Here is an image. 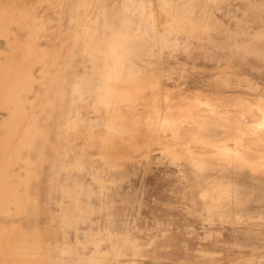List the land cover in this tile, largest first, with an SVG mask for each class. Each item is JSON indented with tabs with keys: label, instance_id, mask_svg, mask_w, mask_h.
Listing matches in <instances>:
<instances>
[{
	"label": "rangeland",
	"instance_id": "obj_1",
	"mask_svg": "<svg viewBox=\"0 0 264 264\" xmlns=\"http://www.w3.org/2000/svg\"><path fill=\"white\" fill-rule=\"evenodd\" d=\"M120 1L126 9L142 0ZM221 1L200 0L204 9L198 14L218 29L205 40L194 39L190 55L168 50L143 55L136 63L145 75L160 76L161 83L145 91L158 94L154 103L136 109L134 139L142 146H121L128 118L107 124L103 106L96 103L95 143L83 148V167L77 171L82 215L79 229L71 232L85 260L95 249L114 258L125 236L136 244L137 253L116 256V264H264V59L256 55L264 50V0ZM118 14L108 40L124 29L132 34L137 30L136 17L126 18L124 8ZM162 34L170 44L187 42L183 35ZM0 46L5 47L3 39ZM6 117L0 108V147ZM108 129L112 137L102 138ZM109 179L116 182L109 184ZM99 180L108 183L102 187ZM53 195L39 216H48L49 208L57 210L58 195ZM23 216L12 210L0 214V229L7 225L5 218ZM95 236L100 237L97 245L90 243ZM8 262L0 258V264Z\"/></svg>",
	"mask_w": 264,
	"mask_h": 264
},
{
	"label": "bare ground",
	"instance_id": "obj_2",
	"mask_svg": "<svg viewBox=\"0 0 264 264\" xmlns=\"http://www.w3.org/2000/svg\"><path fill=\"white\" fill-rule=\"evenodd\" d=\"M119 1L0 0V39L5 42L4 48L0 46V108L7 112L0 147V214L12 210L24 215L19 220L5 218L7 225L0 229V258L7 264H116V256L128 250L137 253L136 244L121 236L114 258H105L95 249L85 260L72 240L71 232L79 229L82 215L77 171L83 167V148L95 143L92 115L98 111L96 103L103 106L107 124L128 118V135L121 146H142L134 139L136 109L142 103H154L158 94L150 96L145 91L160 88L161 83L160 76L145 75L136 63L142 62L143 55L168 50L190 55L193 40H205L218 26L198 14L199 8L204 9L200 0H142L126 9ZM123 8L126 18L136 17L137 30L132 34L124 29L108 40L107 33L115 26L112 18ZM254 8L261 7L255 4ZM163 32L183 35L187 42L170 44ZM232 43L239 40L232 39ZM112 134L108 129L101 137L109 139ZM108 182L98 181L102 187ZM55 192L57 210L49 208L48 216H39ZM206 196L218 197L215 193ZM99 241L95 236L90 243Z\"/></svg>",
	"mask_w": 264,
	"mask_h": 264
},
{
	"label": "crops",
	"instance_id": "obj_3",
	"mask_svg": "<svg viewBox=\"0 0 264 264\" xmlns=\"http://www.w3.org/2000/svg\"><path fill=\"white\" fill-rule=\"evenodd\" d=\"M257 57H262L264 59V50L262 51H257L256 53Z\"/></svg>",
	"mask_w": 264,
	"mask_h": 264
},
{
	"label": "snow or ice",
	"instance_id": "obj_4",
	"mask_svg": "<svg viewBox=\"0 0 264 264\" xmlns=\"http://www.w3.org/2000/svg\"><path fill=\"white\" fill-rule=\"evenodd\" d=\"M260 127L264 128V122L261 123ZM235 155L238 157L240 155V153L236 152Z\"/></svg>",
	"mask_w": 264,
	"mask_h": 264
}]
</instances>
